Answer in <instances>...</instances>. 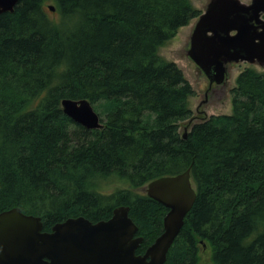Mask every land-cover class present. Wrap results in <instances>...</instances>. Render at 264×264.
<instances>
[{
  "label": "trees",
  "instance_id": "trees-1",
  "mask_svg": "<svg viewBox=\"0 0 264 264\" xmlns=\"http://www.w3.org/2000/svg\"><path fill=\"white\" fill-rule=\"evenodd\" d=\"M201 13L190 0H19L1 14L0 212L17 207L49 231L127 206L142 254L167 212L142 188L190 168L196 198L164 264H200L203 246L212 264H264V71H241L232 112L184 138L194 91L158 55ZM63 99L88 100L103 128L74 123ZM110 179L124 186L105 192Z\"/></svg>",
  "mask_w": 264,
  "mask_h": 264
},
{
  "label": "water",
  "instance_id": "water-1",
  "mask_svg": "<svg viewBox=\"0 0 264 264\" xmlns=\"http://www.w3.org/2000/svg\"><path fill=\"white\" fill-rule=\"evenodd\" d=\"M18 1L0 0V15L13 12ZM47 7L55 11L52 5ZM263 15L264 0L208 1L193 27L186 56L209 87L220 86L222 92L233 64L243 62L264 68ZM202 104L205 102L199 107ZM60 105L62 112L83 128H103L88 100L63 99ZM193 122L191 117L183 126L184 138ZM142 191L167 210L161 233L142 254L136 250L143 238L136 236L138 228L127 206L116 207L107 220L93 223L82 216L68 218L49 231L43 230L39 216L15 207L0 212V264H164L196 198L190 168L156 178Z\"/></svg>",
  "mask_w": 264,
  "mask_h": 264
},
{
  "label": "rangeland",
  "instance_id": "rangeland-1",
  "mask_svg": "<svg viewBox=\"0 0 264 264\" xmlns=\"http://www.w3.org/2000/svg\"><path fill=\"white\" fill-rule=\"evenodd\" d=\"M192 5L198 9L200 12L204 11V8L209 0H190ZM251 0H241L243 3H249ZM47 5H52L48 3ZM47 8V6H46ZM48 9V8H47ZM49 16L52 19L57 17L55 12L48 10ZM197 21V18L190 21L189 25L181 27L177 35L166 45L162 46L158 50V55L167 61L174 62L178 68L181 69L185 79L191 85L194 94L188 98V107L192 111V117L196 123L200 121L203 117H208L210 115H220V114H230L232 112L231 105V94L230 90L235 85V80L238 74L245 68H252L258 72L264 71V68L257 64L248 63H237L230 67V78L225 89L219 91L217 95L207 98L205 104L200 106L202 113L200 114L197 109L199 105L204 100V93L208 85L207 79L203 75H199L196 66L193 61H191L186 56L187 44L189 43V37L192 33L193 27ZM101 118V117H100ZM201 118V119H200ZM187 121L180 123V132L183 133V124ZM124 184L116 179H110L103 181L101 188L105 192H110L112 189L117 187H123ZM200 264H212L210 261V249L208 246H203L200 251Z\"/></svg>",
  "mask_w": 264,
  "mask_h": 264
},
{
  "label": "flooded vegetation",
  "instance_id": "flooded-vegetation-1",
  "mask_svg": "<svg viewBox=\"0 0 264 264\" xmlns=\"http://www.w3.org/2000/svg\"><path fill=\"white\" fill-rule=\"evenodd\" d=\"M263 17H264V15H263ZM218 90H219V91L221 90V87H220V86L211 85V86L209 87V85H207V87H206V91H205V93H204V95H203V97H204V100H203V101L206 102L207 98H210L211 96H215V95H217ZM203 101H202V102H203ZM197 111H198L200 114L202 113V110L200 109V107H198Z\"/></svg>",
  "mask_w": 264,
  "mask_h": 264
},
{
  "label": "bare ground",
  "instance_id": "bare-ground-1",
  "mask_svg": "<svg viewBox=\"0 0 264 264\" xmlns=\"http://www.w3.org/2000/svg\"><path fill=\"white\" fill-rule=\"evenodd\" d=\"M154 201V200H153Z\"/></svg>",
  "mask_w": 264,
  "mask_h": 264
}]
</instances>
